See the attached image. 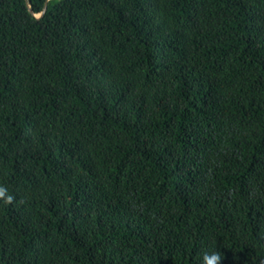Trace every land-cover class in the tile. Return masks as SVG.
Masks as SVG:
<instances>
[{
  "label": "trees",
  "instance_id": "16d2710c",
  "mask_svg": "<svg viewBox=\"0 0 264 264\" xmlns=\"http://www.w3.org/2000/svg\"><path fill=\"white\" fill-rule=\"evenodd\" d=\"M0 187V264H264V0H0Z\"/></svg>",
  "mask_w": 264,
  "mask_h": 264
},
{
  "label": "clouds",
  "instance_id": "9594fccd",
  "mask_svg": "<svg viewBox=\"0 0 264 264\" xmlns=\"http://www.w3.org/2000/svg\"><path fill=\"white\" fill-rule=\"evenodd\" d=\"M6 189L3 187H0V197H4L6 202H11L13 197L11 195H5ZM222 257L220 252L218 251H212L211 253L205 252L202 255L201 264H221Z\"/></svg>",
  "mask_w": 264,
  "mask_h": 264
},
{
  "label": "water",
  "instance_id": "95a60500",
  "mask_svg": "<svg viewBox=\"0 0 264 264\" xmlns=\"http://www.w3.org/2000/svg\"><path fill=\"white\" fill-rule=\"evenodd\" d=\"M47 4H48V3L45 4V11L47 10ZM45 11H44V12H45ZM43 14H44V13H43ZM43 14H42V15H43ZM42 15H41V16H42Z\"/></svg>",
  "mask_w": 264,
  "mask_h": 264
}]
</instances>
